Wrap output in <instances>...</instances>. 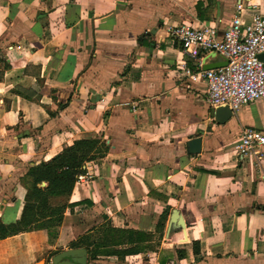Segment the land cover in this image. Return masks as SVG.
Wrapping results in <instances>:
<instances>
[{
	"label": "crops",
	"instance_id": "obj_1",
	"mask_svg": "<svg viewBox=\"0 0 264 264\" xmlns=\"http://www.w3.org/2000/svg\"><path fill=\"white\" fill-rule=\"evenodd\" d=\"M237 6L244 24L264 18V0H0V225L21 219L31 167L97 141L57 227L0 239V264L68 251L85 264H264V159L233 151L245 128L264 132V100L218 119L203 84L174 77L198 62L167 34H221Z\"/></svg>",
	"mask_w": 264,
	"mask_h": 264
},
{
	"label": "built area",
	"instance_id": "obj_2",
	"mask_svg": "<svg viewBox=\"0 0 264 264\" xmlns=\"http://www.w3.org/2000/svg\"><path fill=\"white\" fill-rule=\"evenodd\" d=\"M254 9V8H253ZM229 26L219 34L214 28H193L178 25L167 34L187 58L196 59L195 69L177 65L174 77L190 84H203L205 101L212 109L237 112L241 107L264 100V63L258 59L264 54V18L253 14L250 22L240 21L241 6ZM214 54L225 61L224 67L203 70L202 64ZM132 112L135 108H131ZM264 132L253 128L241 131L233 151L237 160L252 158L257 165L264 159ZM81 181L82 177H77Z\"/></svg>",
	"mask_w": 264,
	"mask_h": 264
},
{
	"label": "trees",
	"instance_id": "obj_3",
	"mask_svg": "<svg viewBox=\"0 0 264 264\" xmlns=\"http://www.w3.org/2000/svg\"><path fill=\"white\" fill-rule=\"evenodd\" d=\"M96 145L97 141L77 142L50 161L31 167L27 172L30 187L21 219L13 225H0V239L28 229L30 225L33 229L57 227L64 204L50 205L48 198L59 199L71 193L77 177L83 172L84 163L96 156ZM41 183L46 187L38 188ZM39 221L42 223L37 225Z\"/></svg>",
	"mask_w": 264,
	"mask_h": 264
},
{
	"label": "water",
	"instance_id": "obj_4",
	"mask_svg": "<svg viewBox=\"0 0 264 264\" xmlns=\"http://www.w3.org/2000/svg\"><path fill=\"white\" fill-rule=\"evenodd\" d=\"M258 59L264 63V54L259 55ZM226 65L225 61H222L220 63L216 64H206L203 66V70H212L220 67H224ZM227 109H218L217 112V118L218 119H223V116H226ZM199 144L200 140L199 139H193L190 140L186 144L187 151L189 154H196L199 151ZM52 264H85V257L84 256H77L75 252L68 251V252H63L61 254H58L52 259Z\"/></svg>",
	"mask_w": 264,
	"mask_h": 264
},
{
	"label": "rangeland",
	"instance_id": "obj_5",
	"mask_svg": "<svg viewBox=\"0 0 264 264\" xmlns=\"http://www.w3.org/2000/svg\"><path fill=\"white\" fill-rule=\"evenodd\" d=\"M63 202V199L61 200V199H56V200H53L51 203L52 204H56V205H61V203Z\"/></svg>",
	"mask_w": 264,
	"mask_h": 264
}]
</instances>
